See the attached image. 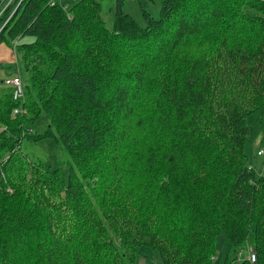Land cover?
I'll use <instances>...</instances> for the list:
<instances>
[{
	"label": "trees",
	"instance_id": "obj_1",
	"mask_svg": "<svg viewBox=\"0 0 264 264\" xmlns=\"http://www.w3.org/2000/svg\"><path fill=\"white\" fill-rule=\"evenodd\" d=\"M51 1L0 25L24 93L0 89V264H136L142 247L213 264L221 235L224 264H249L251 232L264 264V174L246 152L264 0H159L157 15L138 0L143 24L116 0L111 28L100 0ZM43 138L66 151V179L22 151Z\"/></svg>",
	"mask_w": 264,
	"mask_h": 264
},
{
	"label": "rangeland",
	"instance_id": "obj_2",
	"mask_svg": "<svg viewBox=\"0 0 264 264\" xmlns=\"http://www.w3.org/2000/svg\"><path fill=\"white\" fill-rule=\"evenodd\" d=\"M61 6L70 7L80 0H56ZM150 3V8L157 15L159 0H148ZM102 3L103 11L101 12V18L105 21L108 28H111L114 20V9L116 0H100ZM125 6L124 10L128 12L131 16L135 17L136 20L143 24V19L140 15V7L138 0H124ZM31 39L29 37L23 38L20 40V43H27ZM1 59H4L1 61ZM17 57L12 50L7 51L3 45H0V89H4L6 86L4 80L7 77L14 76L16 71ZM23 75V73H22ZM251 124L255 127V134L246 148L248 156L254 161L255 154L258 150H264V116H261V113H258L250 118ZM49 124V116L42 115L39 121L35 125V130L38 133L44 132L46 126ZM22 151L27 154L30 159L40 161L44 164L46 168L57 169L61 168L62 177L66 179L69 174V167L67 164L68 155L66 151L53 139L43 138L37 142L24 140L22 143ZM264 163V156L258 158L256 162L257 168H261ZM254 235L251 232L248 238V242L244 247L240 258H247L248 247L253 246ZM230 251V242L226 239L225 235H221L217 240L216 245V254L213 257V264H224L225 258ZM140 257L137 260L136 264H161L159 256L146 247L139 249ZM239 261L234 262L236 264Z\"/></svg>",
	"mask_w": 264,
	"mask_h": 264
},
{
	"label": "built area",
	"instance_id": "obj_3",
	"mask_svg": "<svg viewBox=\"0 0 264 264\" xmlns=\"http://www.w3.org/2000/svg\"><path fill=\"white\" fill-rule=\"evenodd\" d=\"M25 0H0V25L2 27V29L7 26L10 21L12 20V18L14 17V15L16 14L17 10L19 9V7L21 6V4L24 2ZM56 3H58L56 0H52L51 1V5L54 6L56 5ZM62 8L64 10L67 9L66 6H62ZM4 84L7 87H13L18 89L19 91V97L21 100H24V93L22 92V79L20 77V75L14 76V77H10L4 80ZM22 112V110L20 108L15 109L14 111V115H18ZM260 156H264V150H260L257 153ZM260 175L264 174V163L263 166L260 168L259 171ZM242 252L239 255V258L241 256ZM240 259H243L240 258ZM239 259V260H240ZM248 260L249 264H255L256 263V253L254 251V249L252 248V246L248 247V255L247 258H245Z\"/></svg>",
	"mask_w": 264,
	"mask_h": 264
},
{
	"label": "crops",
	"instance_id": "obj_4",
	"mask_svg": "<svg viewBox=\"0 0 264 264\" xmlns=\"http://www.w3.org/2000/svg\"><path fill=\"white\" fill-rule=\"evenodd\" d=\"M3 60H4V59H1V61H3ZM15 76H16V75H15ZM11 77H14V76H11ZM7 78H10V77H7ZM7 78H6V79H7ZM258 151H260V150H258ZM258 151H257V153H258ZM257 155H258V154H257ZM258 157L260 158V157H262V156H258ZM255 160H256V162H257L258 159H255ZM255 164H256V163H255ZM255 164H254V165H255ZM255 166H256V165H255ZM256 167H257V166H256ZM258 169H259V171H260V168H258ZM259 171H258V172H259Z\"/></svg>",
	"mask_w": 264,
	"mask_h": 264
}]
</instances>
